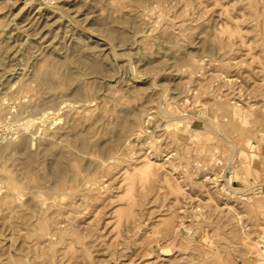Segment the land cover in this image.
<instances>
[{"label": "rangeland", "instance_id": "374dc122", "mask_svg": "<svg viewBox=\"0 0 264 264\" xmlns=\"http://www.w3.org/2000/svg\"><path fill=\"white\" fill-rule=\"evenodd\" d=\"M0 264H264V0H0Z\"/></svg>", "mask_w": 264, "mask_h": 264}, {"label": "bare ground", "instance_id": "6f19581e", "mask_svg": "<svg viewBox=\"0 0 264 264\" xmlns=\"http://www.w3.org/2000/svg\"><path fill=\"white\" fill-rule=\"evenodd\" d=\"M262 69H260V71H261ZM263 107V106H262ZM174 125V124H173ZM150 161V160H149ZM151 162V161H150ZM152 162H153V160H152ZM149 165H150V163H148ZM153 165V164H152ZM209 177V176H208ZM222 179V178H221ZM211 180H212V177H211ZM213 182V181H212ZM226 182V181H225ZM227 183V182H226ZM228 186H230L229 184H228ZM222 188H224V185H222ZM225 188H226V185H225ZM219 189V188H218ZM230 189V188H229ZM224 190H226V189H224ZM230 190H232V189H230ZM232 192V191H231ZM235 192V191H234ZM233 192V193H234ZM226 194H227V192H226Z\"/></svg>", "mask_w": 264, "mask_h": 264}]
</instances>
